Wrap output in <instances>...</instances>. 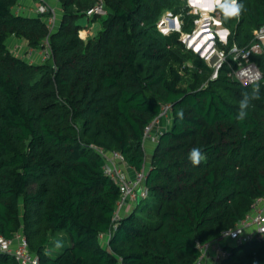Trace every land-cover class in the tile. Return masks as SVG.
<instances>
[{"label":"trees","instance_id":"obj_1","mask_svg":"<svg viewBox=\"0 0 264 264\" xmlns=\"http://www.w3.org/2000/svg\"><path fill=\"white\" fill-rule=\"evenodd\" d=\"M98 1L60 0L50 32L48 13L18 14V0H0V236L22 233L41 264H194L199 244L264 197V53L251 56L262 78L244 83L231 52L255 40L264 0H241L239 19L221 17L229 34L216 40L226 55L218 66L157 29L171 13L193 33L199 14L186 0H102L106 14L89 16ZM86 16L103 19L84 38ZM11 37L32 48L49 38L51 54L30 61L11 50ZM257 83L260 99L237 121L241 93ZM166 102L171 121L147 161L144 131ZM96 147L146 169L147 194L120 214V187ZM193 148L206 157L198 166ZM226 247L221 264H264V236ZM0 264L20 263L0 248Z\"/></svg>","mask_w":264,"mask_h":264},{"label":"built area","instance_id":"obj_2","mask_svg":"<svg viewBox=\"0 0 264 264\" xmlns=\"http://www.w3.org/2000/svg\"><path fill=\"white\" fill-rule=\"evenodd\" d=\"M59 1L60 0H39L34 6H21L17 3L16 6H14V12L18 14L48 13L46 22L51 32L59 23ZM87 14L89 16L94 14H106L103 1L100 0L89 8ZM208 15L211 16L212 19L197 25L195 30H201L200 35L202 32L204 33L202 37H215L213 30L218 34L221 29L212 28L214 25L213 22H216V20H213L214 17L212 14ZM21 40L24 41H22L21 44V41L16 43V48H13V51H17L14 52L15 54L18 55L21 51H26V55L23 57L33 62L45 61L50 56L51 46L49 38L46 39L41 48L29 47L28 41L25 38H21ZM25 40L27 42L23 43ZM12 43L13 41L11 45ZM13 44L15 45V43ZM196 45L192 44L189 48H195L197 47ZM215 52L219 55V60L215 64L218 66L225 59L226 55L223 50H217ZM231 52L234 54V58L238 60L239 65L233 72L235 78L244 83L258 82L262 78V71L259 65L251 60V56L255 53H264V25L255 30V40L249 46L241 48L235 44L231 48ZM171 112V103H163L159 114L145 128L143 136L144 145L146 142L157 143L160 135L171 121ZM95 149L104 160V172L114 179L120 187L122 194L118 204V212L130 201L147 194V188L144 186V179L147 174L145 168L136 170L127 163L124 155L118 150H107L100 147H96ZM262 236H264V197H259L256 199L252 210L234 227L223 230L220 237L214 241L199 244L201 255L194 264H221L223 260L231 254L226 244L238 245L253 238H261ZM0 248L11 252L15 260L20 264H41L38 256L34 255L29 250L27 238L20 232L17 233L13 239L0 236Z\"/></svg>","mask_w":264,"mask_h":264},{"label":"clouds","instance_id":"obj_3","mask_svg":"<svg viewBox=\"0 0 264 264\" xmlns=\"http://www.w3.org/2000/svg\"><path fill=\"white\" fill-rule=\"evenodd\" d=\"M187 5L193 10V14H199L200 19L195 23L200 25L204 21L211 20L212 17L208 15L210 12H216L218 10L219 15L222 17L223 21L228 22L233 19H239L245 11V5L241 0H186ZM166 16H171V13H167ZM162 17L157 23V29L162 35L168 36L174 30L179 34V39L181 42H188L187 46L191 47L195 43L196 39L200 36L201 30H194L191 33L181 31V21L179 17H176L175 28L171 29L168 26L162 27V25H167V19ZM227 31V29H225ZM79 35L83 36L81 32ZM260 99V87L259 84L251 89V91H243L241 93V99L239 100V109L236 113L237 121H244L248 116V109L254 100ZM177 116L183 119V112H178ZM205 155L202 154L199 148H193L188 153V159L193 166H198L204 159ZM57 248L62 247V243L57 241Z\"/></svg>","mask_w":264,"mask_h":264},{"label":"rangeland","instance_id":"obj_4","mask_svg":"<svg viewBox=\"0 0 264 264\" xmlns=\"http://www.w3.org/2000/svg\"><path fill=\"white\" fill-rule=\"evenodd\" d=\"M192 12H193V10H191ZM198 14V13H197ZM208 14H212L213 15V20L215 19L216 20V22H213V29H221V31H219L218 32V34L213 30V32L215 33V37L214 36H208V38H206V40H204L203 41V38L204 37H202L203 36V32H202V34L196 39V41H195V43H193L194 45L195 44H197V43H200L201 41H203V43H202V45H200V47H199V50H196L194 47H192V49L195 51V52H197V53H200V52H202L203 50H205V48L206 47H208V45L211 43V42H213V46L211 47V48H209L208 50H207V52L205 53V55H204V57H206L207 59H208V57H207V55L209 54V53H213V52H215V51H217V50H220L219 48H218V45H217V42L218 41H220V42H222V43H225L226 42V40L224 39V37H223V33H222V31L224 30V28H225V26H223V24H221L220 23V19H221V16L219 15V12H210V13H208ZM104 16V15H103ZM166 16V15H165ZM164 16V17H165ZM175 17H179V16H166V19H167V25H163L162 27H164V26H168V27H170L171 29H174L175 27H172L171 26V23H170V19H173V18H175ZM102 19H103V17L101 16V17H97L94 21H90L88 18H87V16L86 17H84V18H82L81 19V22L82 23H84L85 24V26L86 27H89L90 28V30H89V35L90 36H94V35H97L98 34V32H99V30L101 29V26H102ZM199 19H200V17H199ZM214 20V21H215ZM196 26H197V24H196ZM83 33V36L82 37H84V38H86V37H88V35H86V32H85V30H81L80 31V33ZM212 32V33H213ZM191 35V34H190ZM13 38H18V37H11L10 39H9V41H8V43H10V48H11V50L13 51V48H16V44L14 45L13 43H12V45H11V42H12V39ZM213 39V40H212ZM19 40V39H18ZM216 40H217V42H216ZM22 42H20V44H21ZM185 44L187 45L188 44V42H185ZM197 46V45H196ZM18 47H19V45H18ZM215 50V51H214ZM13 52H17V51H13ZM18 55H20V56H25L26 55V51H21ZM148 143H151L152 145H150V146H147V144ZM153 146H155V143H153V142H146L145 143V145H144V147H145V152H146V158H147V161H149L150 160V157H151V154H152V151H153V149H154V147ZM131 202V201H130ZM125 208V207H124ZM123 208V209H124ZM118 214H120V212H118Z\"/></svg>","mask_w":264,"mask_h":264},{"label":"water","instance_id":"obj_5","mask_svg":"<svg viewBox=\"0 0 264 264\" xmlns=\"http://www.w3.org/2000/svg\"><path fill=\"white\" fill-rule=\"evenodd\" d=\"M170 23H171V26H172V27H175L176 17L173 18V19H170ZM225 29H227V31H225ZM222 33H223V37H224V39H227V36H228V34H229V29H228V28H224V30L222 31ZM206 38H207V37L205 36L204 39H203V41L206 40ZM203 41H201V42L197 45V47L195 48L196 50L199 49V47H200L199 45H201V44L203 43ZM212 46H213V42H211V43L208 45V47L205 48V50H203L202 52H200V55H201V56H204L205 53L207 52V50H208L209 48H211ZM207 57H208V61H209V63H210L211 66H215L216 62L219 60V55H218L217 52L209 53V54L207 55Z\"/></svg>","mask_w":264,"mask_h":264},{"label":"crops","instance_id":"obj_6","mask_svg":"<svg viewBox=\"0 0 264 264\" xmlns=\"http://www.w3.org/2000/svg\"><path fill=\"white\" fill-rule=\"evenodd\" d=\"M38 1L37 0H18V4L19 5H21V6H34V4H36ZM83 30H85V32H86V35H88V36H90L89 35V30H90V28L89 27H86L85 26V28L83 29ZM19 39V40H18ZM12 41H13V43H19L20 41L22 42V41H24V40H21V38H13L12 39ZM27 41L25 40V42H23V43H26ZM150 145H152L151 143H148L147 144V146H150ZM154 147V146H153ZM152 153H153V151H152ZM151 158V157H150ZM150 161V160H149Z\"/></svg>","mask_w":264,"mask_h":264},{"label":"bare ground","instance_id":"obj_7","mask_svg":"<svg viewBox=\"0 0 264 264\" xmlns=\"http://www.w3.org/2000/svg\"><path fill=\"white\" fill-rule=\"evenodd\" d=\"M198 44V43H197ZM196 45V44H195ZM200 46V45H199Z\"/></svg>","mask_w":264,"mask_h":264}]
</instances>
